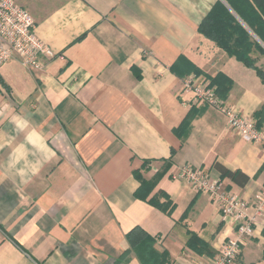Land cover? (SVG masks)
I'll return each mask as SVG.
<instances>
[{"label": "crops", "instance_id": "obj_1", "mask_svg": "<svg viewBox=\"0 0 264 264\" xmlns=\"http://www.w3.org/2000/svg\"><path fill=\"white\" fill-rule=\"evenodd\" d=\"M15 1L62 58L44 57L37 71L17 59L0 67V264H142L126 239L135 226L167 254L164 264H208L236 225L180 169L200 168L248 201L264 187L261 144L242 140L225 113L184 87L190 75L209 84L221 73L230 79L226 96L216 94L222 106L256 121L264 103L255 69L197 31L216 0ZM252 55L261 66L264 55ZM165 162L150 195L167 194L170 213L134 194L135 170L149 179ZM214 162L248 181L221 176ZM247 213L252 233L233 264H264V210Z\"/></svg>", "mask_w": 264, "mask_h": 264}, {"label": "built area", "instance_id": "obj_2", "mask_svg": "<svg viewBox=\"0 0 264 264\" xmlns=\"http://www.w3.org/2000/svg\"><path fill=\"white\" fill-rule=\"evenodd\" d=\"M35 27V20L27 9L15 0H0V67L10 59H17L26 68L37 71L44 65V57L62 58V54H56L37 36ZM208 85L193 75L184 80V87L192 89L198 102L211 103L225 113L228 126L242 140L257 142L264 149V127H258L253 118L240 114L232 107L222 106L215 88ZM0 91L5 92L1 84ZM6 106H0V118ZM179 176L195 190L209 194L217 204L223 221L235 223V234L224 240L208 261V264H233L241 253L245 238L252 233L253 218L247 210H264V187L248 201L235 193L226 192L220 181L211 179L200 168L182 167Z\"/></svg>", "mask_w": 264, "mask_h": 264}, {"label": "trees", "instance_id": "obj_3", "mask_svg": "<svg viewBox=\"0 0 264 264\" xmlns=\"http://www.w3.org/2000/svg\"><path fill=\"white\" fill-rule=\"evenodd\" d=\"M197 31L212 40L229 56L234 57L247 67L254 68L264 82V67L258 66L256 64L257 57L252 55L254 52L264 55V0H216L199 22ZM182 59L185 57L180 56V60ZM194 72L200 74L201 71L199 68H194ZM206 78L209 80V84L215 86L217 95L226 96L230 86V79L227 76L217 73L213 77L206 76ZM192 113L191 108L181 123L174 128L176 134L182 135L186 130L188 119ZM253 116L256 117V125L264 127V103L253 113ZM167 166L168 162H165L163 169L158 170L149 179H145L140 170H135L134 175L140 184L134 194L138 199L146 201L165 213H170L173 203L167 194L162 190H157L150 195ZM214 166L219 170L221 176L229 177L239 185H244L249 179L248 175L238 169H227L218 162H214ZM187 234V244L195 251L202 252L203 249L199 247L203 242L196 237L195 233L187 231ZM126 239L129 248L135 250L142 264H164L167 262V254L164 251L157 252L153 248V238L139 226L133 227L126 234ZM209 255L213 256L214 253Z\"/></svg>", "mask_w": 264, "mask_h": 264}, {"label": "rangeland", "instance_id": "obj_4", "mask_svg": "<svg viewBox=\"0 0 264 264\" xmlns=\"http://www.w3.org/2000/svg\"><path fill=\"white\" fill-rule=\"evenodd\" d=\"M261 67H264V58L262 59V61L260 62Z\"/></svg>", "mask_w": 264, "mask_h": 264}]
</instances>
